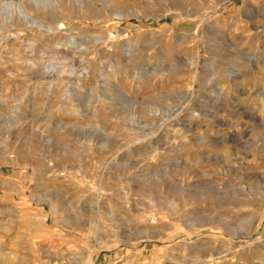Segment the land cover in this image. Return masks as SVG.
Instances as JSON below:
<instances>
[{"label": "rangeland", "instance_id": "rangeland-1", "mask_svg": "<svg viewBox=\"0 0 264 264\" xmlns=\"http://www.w3.org/2000/svg\"><path fill=\"white\" fill-rule=\"evenodd\" d=\"M0 264H264V0H0Z\"/></svg>", "mask_w": 264, "mask_h": 264}, {"label": "bare ground", "instance_id": "bare-ground-1", "mask_svg": "<svg viewBox=\"0 0 264 264\" xmlns=\"http://www.w3.org/2000/svg\"><path fill=\"white\" fill-rule=\"evenodd\" d=\"M37 4H39L41 2V0H34Z\"/></svg>", "mask_w": 264, "mask_h": 264}]
</instances>
